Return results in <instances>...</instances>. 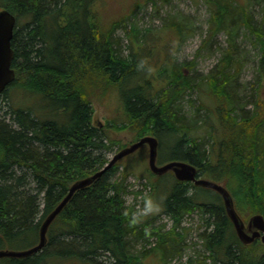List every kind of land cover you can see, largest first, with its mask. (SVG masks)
<instances>
[{
	"label": "trees",
	"instance_id": "16d2710c",
	"mask_svg": "<svg viewBox=\"0 0 264 264\" xmlns=\"http://www.w3.org/2000/svg\"><path fill=\"white\" fill-rule=\"evenodd\" d=\"M204 1L210 15L204 45L210 46L218 34L228 37L229 47L218 49V63L206 75H192L185 69L194 72L196 62H172L167 56L152 75L151 59L160 47L147 45L152 31L138 44L141 30L136 25L128 29L127 15L103 28L95 9L98 0H0V11L17 20L15 78L0 96L8 106L0 114V251L37 245L42 224L71 186L110 162L119 143L93 123L91 96L101 88L119 92L130 119L127 126L109 127H131L136 138L156 137L163 165L189 162L201 177L229 190L241 217L264 214V0ZM176 17H166L159 29L173 33L175 46L170 43L169 52L199 30L189 16ZM122 28L132 42L126 53L116 35ZM239 40L259 54L254 86L239 81L250 60ZM251 85L252 94L241 96L240 89ZM20 93L24 101L36 98V105L28 108L18 100ZM203 96L211 97L213 105ZM186 100L194 108L189 113ZM124 159L73 196L51 225L42 251L3 258L1 264H148L151 250L165 263L184 254L183 224L194 214L203 223L195 249L200 264H264V244L241 242L221 195L212 189L172 178L162 206L171 226L156 224L160 215L136 217L138 202L147 195L131 189L130 177L141 176ZM151 176L142 178L152 186L148 197L156 198L162 185ZM130 194L133 204L128 203ZM154 238L155 246L142 251Z\"/></svg>",
	"mask_w": 264,
	"mask_h": 264
},
{
	"label": "rangeland",
	"instance_id": "374dc122",
	"mask_svg": "<svg viewBox=\"0 0 264 264\" xmlns=\"http://www.w3.org/2000/svg\"><path fill=\"white\" fill-rule=\"evenodd\" d=\"M156 1L157 5H154L155 2H153L152 0H98L95 5V9L96 12L99 13L103 28L109 26L112 21L118 20L121 17L127 15V19L129 20L127 22L128 29H131L133 25H136L137 28L141 30V40L138 44L143 43L142 40L144 38L142 37V35L144 36V34L150 30L152 31V33H150L151 37L146 40L148 42L147 45L150 46L151 43L154 46H160L158 51L155 49V56L151 59L152 62L150 63V73L152 75L157 74V66L162 68L163 62L167 59V56L170 57L172 62H196L197 65L195 67V71L193 72V69L186 68V74L193 75L197 72L205 75L208 74L220 59V52L218 51L219 47L221 46L223 49H227L229 45L228 37L225 33L218 34L214 38L210 46L206 47V45H204V41L208 36V19L210 17L205 1L172 0L171 4H164L159 0ZM180 13L189 16L199 30L196 34L186 38L181 45L175 48H170L169 52L167 48L169 47L170 43H173V33L172 31H167V29H159H162L163 22L166 17H168L169 15L176 17ZM125 28L118 30L116 35L117 37L121 38L122 48L126 53V50L129 51L128 47L132 45V42L130 41V35L126 32ZM150 38H152L153 40H150ZM239 43H241L243 47H246V53L250 57V60L246 63L240 73L239 81L241 85L253 83L254 86L257 73L256 63L259 59L258 51L254 50L248 41L245 43L242 40H239ZM138 44H136L135 46L137 47ZM251 87L252 85L248 87L246 91H244L245 88H241L240 95L243 97H247L248 95L250 96L252 94ZM103 90L106 89H96L92 96L90 94L92 98V105L94 107L93 123L96 126L104 127L109 136L119 143L114 152L109 154V158L112 159L113 156L120 150L129 147L133 143L139 141L141 138L135 137L136 133L132 130L131 127L123 130H117L115 128L113 129L112 127H109L110 125L118 127L124 125L127 126L130 119L125 110L124 103L121 101L119 92L115 89H107V91ZM260 94L262 99L264 100V90L260 91ZM196 96L197 95H193L191 98L197 99ZM24 98L25 97L22 95V93L18 95V100L22 99L24 104L26 102V106L28 108H32L36 105V98L33 99L32 97H27L25 99L26 101H24ZM189 98L190 97H188L187 99ZM202 100L209 106L213 105V100L209 96H203ZM199 103H197V105H199ZM183 104L185 105V111L187 113H189L188 111L194 109L188 105V100L184 101ZM7 107V102L2 97L0 101V114H3L5 111H7ZM149 152V146L144 145L138 151L126 157L124 159V165L129 166L131 171L136 173L134 175L141 176V178L139 179H137V177L133 175L130 177L129 182L131 183V185H133L131 188L132 190H144V193L148 197V194L151 192L152 186L149 182H147L146 178L142 177L150 174L153 175L151 176V178H153V182L159 183L158 187L162 185V189L158 191V195L156 198L155 194H153L152 196L150 195V197L154 201L153 211H151L147 215H142H144V217L149 216L150 218L160 215L157 217L156 224H167V228H169L172 223L165 214H162V206H165L164 201L166 200V198L164 199V196H168V193L171 190L172 183L174 181L173 179L176 178L174 175H172L171 172L166 173L164 179H160L156 174L154 175V173L149 170ZM158 165L163 164L158 161ZM123 167L124 166H121L122 170ZM147 169L149 170L150 174L145 173ZM146 183H148V187H145ZM127 199L129 204H133L135 202L131 194L127 196ZM144 206L145 202L140 200L138 202V207H140V210L143 209ZM252 216L254 215L242 214V217L246 223L249 222ZM183 225L186 228V243L188 245L184 251V254L179 257L177 256L174 258H170L164 263L160 259L159 255H155V253H153L151 250V252L147 254V258L145 259L148 264H200L201 258L197 255L198 253L195 252V249L200 246L198 236L202 231L203 225L200 215L194 214L191 216H187ZM156 241L157 240H155L154 238L152 241H150V243L146 244L147 246L144 249H141L144 244L143 242L140 243L138 247H140L139 249H141L142 251L150 250L155 246L154 242L156 243ZM259 242L262 243L261 241ZM102 259H104V257H102ZM62 264H71V262L66 261ZM78 264L84 263L79 262Z\"/></svg>",
	"mask_w": 264,
	"mask_h": 264
},
{
	"label": "water",
	"instance_id": "95a60500",
	"mask_svg": "<svg viewBox=\"0 0 264 264\" xmlns=\"http://www.w3.org/2000/svg\"><path fill=\"white\" fill-rule=\"evenodd\" d=\"M16 25L17 20L13 14L7 10L0 11V96L6 91L15 78L12 41L14 39ZM144 145L149 146V167L154 174L161 176L168 172H172L176 179L181 182H192L196 186L216 191L221 195L224 201L227 214L233 222L237 236L241 242L245 245H251L260 240L264 244V214H255L250 218L249 222L246 223L237 212L234 198L229 190L222 184L202 178L198 173L197 167L189 162L171 161L164 165H158L159 141L156 137L147 135L116 153L110 162L99 172L85 179L76 181L69 189L63 201L45 219L40 230L38 244L26 250H1L0 264L3 258H25L42 251L48 243V231L51 225L65 209L73 196L79 190L91 186L119 161L135 153Z\"/></svg>",
	"mask_w": 264,
	"mask_h": 264
},
{
	"label": "clouds",
	"instance_id": "9594fccd",
	"mask_svg": "<svg viewBox=\"0 0 264 264\" xmlns=\"http://www.w3.org/2000/svg\"><path fill=\"white\" fill-rule=\"evenodd\" d=\"M153 208H154V201L153 199L149 196V197H146V201H145V206L143 209L139 210L137 213H135L134 215L136 217H138L139 215L144 214V215H147L148 213H150L151 211H153ZM136 220L134 219L133 220V223H135Z\"/></svg>",
	"mask_w": 264,
	"mask_h": 264
}]
</instances>
